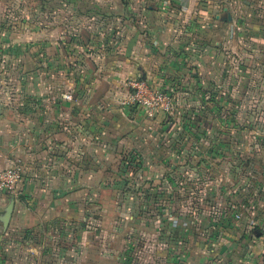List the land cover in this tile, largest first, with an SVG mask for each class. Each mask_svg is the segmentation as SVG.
I'll use <instances>...</instances> for the list:
<instances>
[{"label": "crops", "instance_id": "obj_1", "mask_svg": "<svg viewBox=\"0 0 264 264\" xmlns=\"http://www.w3.org/2000/svg\"><path fill=\"white\" fill-rule=\"evenodd\" d=\"M136 78L171 92L173 114L122 104ZM242 104L264 110V0H0V170L23 167L0 189V264H100L91 228L110 211L125 239L180 237L176 264H197L204 221L213 258L253 264L264 119L255 132ZM75 247L83 260L61 261Z\"/></svg>", "mask_w": 264, "mask_h": 264}, {"label": "rangeland", "instance_id": "obj_2", "mask_svg": "<svg viewBox=\"0 0 264 264\" xmlns=\"http://www.w3.org/2000/svg\"><path fill=\"white\" fill-rule=\"evenodd\" d=\"M172 94V93H171ZM173 95V94H172ZM69 96V95H67ZM174 98V96H173ZM263 104H242L239 108H236L237 114L241 117H244L245 120H249L248 118H252V122H254V118L255 119H259V120H263L264 119V110L261 109V106ZM175 110V104H174V109L171 113H167V115H171L173 114ZM246 110V112H248L246 114V112L244 111ZM258 119H257V124L252 125L254 131H259V125H258ZM260 142L256 141L255 139H252L251 141H247V148H255V146L259 145ZM208 148H211L210 145H207ZM193 150V148H192ZM200 148H198L195 151H199ZM236 150H240L243 151L244 150V142L241 141L240 145H238V147H236ZM207 159L205 158V156L203 157V165H207ZM196 164V165H195ZM201 163L195 160V163L192 164V162L187 163V165H185V170L187 171V175L188 178H192L193 180L195 179L196 174V166L200 165ZM14 166V165H13ZM10 167V166H8ZM6 168V167H5ZM201 168H202V164H201ZM3 169V168H2ZM186 173V172H185ZM130 175V174H129ZM198 176V175H197ZM206 177H209V174H205ZM131 177V175H130ZM199 177V176H198ZM183 179H185V174L183 175ZM191 179V180H192ZM210 179H212L210 177ZM211 191V190H210ZM16 193V192H15ZM122 208V207H121ZM125 214L127 216H131L132 212L134 211V206H132L131 204L129 205H125L123 207ZM109 214H111L109 216V219H107V223L106 224H99V222H95L96 225L94 224V226H92L91 228V233L92 236L95 235L94 237L97 240V247L92 244V246L90 247L92 249V252L94 251V249H97L96 252H94L91 256V258H98L101 260V263L104 264H167L166 259L170 260L169 264H176L179 261H181L182 256L179 254V252H176L179 249V244H180V237L172 235V236H167V239L164 240L163 238H159L158 236L155 237L156 241H155V246L153 247V244L148 243V227L147 225L144 226V231L142 232V234L140 235V237H136V241L134 242L133 239L134 237L132 236L133 231L129 228H125L124 230H128V238L125 239V233L122 232L120 233V235H117V233L115 231H113L115 229V227H119L122 223L121 222H125L122 220L117 221L116 215H114L113 213H111V211L109 212ZM125 220V219H124ZM172 224L177 223V224H181L182 226L184 225V222H178V219L172 218ZM163 221L161 220V223ZM174 222V223H173ZM187 225L191 224V222H185ZM210 224V221H204V222H200L198 224L203 226L205 228L204 232H202V247H201V252L202 254H199L198 256V261L195 260L194 258V263L197 264H211L212 262H216L215 264H225V259L224 256H222V259H216L213 258L214 253H210L207 251L208 247H210V243L209 241H207L206 239H209V236H207L208 232L206 231L207 226ZM161 227V226H160ZM159 227V228H160ZM162 229V227L160 228ZM153 232V231H152ZM189 239V238H188ZM213 239V238H212ZM159 241V242H158ZM166 241V242H165ZM83 237L82 236H77L74 240L75 246L78 244H81L83 246ZM191 245L192 242L191 241ZM59 247L61 246H67L66 243H62L60 242V240L58 241ZM122 244H125L123 250H122ZM194 244V243H193ZM132 245H135L134 250H132ZM76 248V247H75ZM88 249V248H87ZM195 247L194 245H192L191 250H194ZM77 250V251H76ZM76 250L72 249L69 252L65 251L64 253L62 252L59 256V258L61 259V261H73V260H83L84 257V253L82 252L83 250L80 249L79 247L76 248ZM176 250V251H175ZM198 251V249H197ZM77 252H79L78 255ZM101 253V254H100ZM87 254V253H86ZM102 256V257H101ZM118 257V259L116 258ZM226 257V256H225ZM58 258V260H60ZM201 259H203L201 261ZM189 261L193 262L192 259H188ZM56 261V260H55Z\"/></svg>", "mask_w": 264, "mask_h": 264}, {"label": "built area", "instance_id": "obj_3", "mask_svg": "<svg viewBox=\"0 0 264 264\" xmlns=\"http://www.w3.org/2000/svg\"><path fill=\"white\" fill-rule=\"evenodd\" d=\"M128 91L122 99V104L140 107L148 117L159 113H171L174 109V98L171 92L162 90L153 83L136 78L128 80ZM70 98V96H66ZM23 177V167L20 164L0 170V189L15 193ZM253 264H264V250L257 254Z\"/></svg>", "mask_w": 264, "mask_h": 264}, {"label": "water", "instance_id": "obj_4", "mask_svg": "<svg viewBox=\"0 0 264 264\" xmlns=\"http://www.w3.org/2000/svg\"><path fill=\"white\" fill-rule=\"evenodd\" d=\"M11 209H12L11 206H9V208H8V210H7L6 219H5L6 223H7L8 220H9L10 213H11ZM179 264H187V263H185V262H180Z\"/></svg>", "mask_w": 264, "mask_h": 264}]
</instances>
